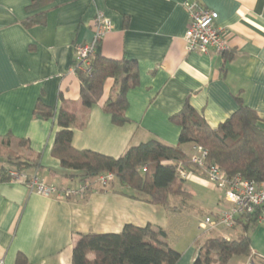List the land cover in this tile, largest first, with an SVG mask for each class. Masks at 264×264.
Here are the masks:
<instances>
[{"label":"crops","instance_id":"0c3cea01","mask_svg":"<svg viewBox=\"0 0 264 264\" xmlns=\"http://www.w3.org/2000/svg\"><path fill=\"white\" fill-rule=\"evenodd\" d=\"M41 1L31 8V0H0V143L10 139L17 150L19 140L28 141L31 150L24 153L38 159L40 169L27 171V177L38 174L59 187L80 183L79 173L63 168L52 155L56 123L36 116L35 109L39 101L52 109H81L76 53L93 42L99 14L113 30L96 52L115 61L135 60L139 83L126 95L128 123L117 126L104 109L113 90V80L107 81L100 101L78 114L75 149L120 158L151 140L175 147L181 129L171 118L187 101L215 129L237 111L241 99L257 111L264 128V0H194L217 12L216 27L226 31L228 50L208 54L186 50L188 0ZM41 14L43 25L27 26ZM193 147L182 149L190 156ZM2 163L0 157L2 264H17L19 255L26 264H72L81 234L120 233L128 224L164 230L168 245L182 254L177 264H193L199 246L217 229L202 230L199 221L198 232L181 251L172 240H178L175 222L205 209L207 217L226 206L224 192L192 167L163 207L117 180L77 199L45 198L23 182L2 181ZM249 236L252 264H264V223L251 227Z\"/></svg>","mask_w":264,"mask_h":264},{"label":"trees","instance_id":"16d2710c","mask_svg":"<svg viewBox=\"0 0 264 264\" xmlns=\"http://www.w3.org/2000/svg\"><path fill=\"white\" fill-rule=\"evenodd\" d=\"M31 8H39L43 1L31 0ZM44 14L28 21L27 26L43 25ZM224 53V52H223ZM80 80L81 109L62 105L52 109L38 102L35 115L56 123L52 155L63 168L79 173L80 182H93L103 173H113L123 186L144 196L151 204L168 207L174 185L180 182L178 168L191 167L190 156L182 149L192 144L208 150V164L218 166L229 178L242 176L264 182V128L259 124L257 111L239 99V108L224 123L213 129L204 115L187 101L171 120L181 129L177 146H167L151 140L130 148L120 158H112L93 151H80L73 147L74 128L78 114L95 106L102 98L108 80H113V90L105 104L117 126L128 123L126 116L127 92L139 83V69L135 60L115 61L95 53L90 59L89 72L76 70ZM26 140H19L13 149L10 139L0 143L3 158L2 181H12L13 172L25 174L39 170V160L27 156L30 151ZM180 191L179 189V193ZM184 194V193H183ZM135 197V196H134ZM260 210L237 220L243 234L237 238L209 237L199 246L193 264H229L233 258L252 256L250 228L258 224ZM95 258L90 259L89 255ZM182 254L167 243V234L152 225L138 227L125 225L120 233L81 234L73 250L72 264H177ZM17 264H26L19 255Z\"/></svg>","mask_w":264,"mask_h":264},{"label":"built area","instance_id":"2783aa9c","mask_svg":"<svg viewBox=\"0 0 264 264\" xmlns=\"http://www.w3.org/2000/svg\"><path fill=\"white\" fill-rule=\"evenodd\" d=\"M188 13L189 26L185 34L186 50L188 53L198 52L208 54L211 50L223 53L228 50L226 31L216 27L218 13L194 0L184 4ZM113 24L103 14H99L95 23V37L91 44L79 46L76 53V70L89 72L90 59L96 53L102 39L112 32ZM209 152L201 146H194L190 155L191 167L201 172L216 188L224 192L222 209L205 217L201 222L202 230H215L221 226L227 229L236 227L237 220L247 214H254L259 209L258 223H264V182L256 183L238 175L229 178L218 166L208 164ZM185 169L180 164L178 174L186 178ZM13 178L23 182L28 188L45 198L57 200L77 199L90 193L92 189L100 187L106 189L115 182L113 173H103L93 182H80L76 187H59L48 184L38 174L30 178L26 174L14 171ZM2 264V263H0Z\"/></svg>","mask_w":264,"mask_h":264},{"label":"rangeland","instance_id":"374dc122","mask_svg":"<svg viewBox=\"0 0 264 264\" xmlns=\"http://www.w3.org/2000/svg\"><path fill=\"white\" fill-rule=\"evenodd\" d=\"M219 191L223 193L222 190H219ZM206 213H207V209L203 210L201 213H199V212L196 213L194 218L190 217L187 221L184 218H179L180 221L178 223L175 222L176 226H178V227H175L174 232H175V235H177V231L179 234L177 236L178 240L175 239L174 237L172 238V240H173V242H176L178 244V246H179L178 248H180L181 251L186 250V247L189 245V243L191 241V237H192L193 232L194 231L198 232L199 221H203L205 219ZM225 234H228L233 239H237V238H239V234H243V231L238 226H236L232 229H227L224 226H221L215 231V233H213L212 235H209V237L210 236L214 237V236H218V235H225ZM205 239H207V238H205ZM229 264H252L251 256L250 257L233 258V260H231L229 262Z\"/></svg>","mask_w":264,"mask_h":264}]
</instances>
